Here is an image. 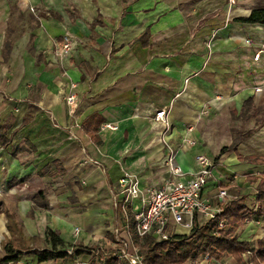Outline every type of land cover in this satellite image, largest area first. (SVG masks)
<instances>
[{
    "label": "crops",
    "instance_id": "crops-1",
    "mask_svg": "<svg viewBox=\"0 0 264 264\" xmlns=\"http://www.w3.org/2000/svg\"><path fill=\"white\" fill-rule=\"evenodd\" d=\"M15 1L0 0V124L8 137L0 144V258L10 244L24 252L18 264H120L105 257L117 228L131 239L124 225L132 215L116 204L119 178L131 172L145 188L170 176L165 126L154 119L162 108L176 163L192 171L197 155L214 160L204 195L227 188L226 202L244 197L252 214L238 238L257 247L264 163L250 158L264 156V25L236 18L264 0ZM66 33L73 50L63 56ZM94 115L98 129L87 124ZM252 116L246 129L232 126ZM233 130L243 137L236 146ZM49 229L81 253L38 261L29 252L51 247Z\"/></svg>",
    "mask_w": 264,
    "mask_h": 264
},
{
    "label": "built area",
    "instance_id": "built-area-1",
    "mask_svg": "<svg viewBox=\"0 0 264 264\" xmlns=\"http://www.w3.org/2000/svg\"><path fill=\"white\" fill-rule=\"evenodd\" d=\"M61 55L65 56L73 50L72 35L66 33L59 45ZM259 57V55H258ZM76 87V84H72ZM66 102L73 113L78 105V97L75 92L66 96ZM169 109L157 110L154 115L156 121L163 123L164 132L162 141L168 148L167 165L170 173L161 186L141 187L138 175L124 172L119 178L116 204L121 207L125 216L131 214L134 222L135 232L138 238L152 236L159 241L170 240L174 236L189 234L196 225L214 222L213 233L219 236V231L229 225L223 216L222 203L230 197L227 188H219L212 197L204 195V188L209 180L213 178L214 160L205 154L196 156L197 169L185 171L176 163L177 150L173 148L166 139L170 129L168 118ZM106 127L116 129L117 126L106 124ZM190 132L193 126L187 127ZM185 143L193 145L196 140L185 137ZM124 229H129L125 223ZM79 228H75V233ZM116 247L112 252H106L105 257L116 258L120 262L129 264H145L144 255L135 245L132 238L122 235V228L115 230ZM92 252L98 253L95 248ZM255 250H248L252 255ZM218 259L213 257L209 251L202 252L188 259L187 263L201 264L202 262L219 264ZM107 264V263H105Z\"/></svg>",
    "mask_w": 264,
    "mask_h": 264
},
{
    "label": "trees",
    "instance_id": "trees-1",
    "mask_svg": "<svg viewBox=\"0 0 264 264\" xmlns=\"http://www.w3.org/2000/svg\"><path fill=\"white\" fill-rule=\"evenodd\" d=\"M236 20L244 23L264 25V8L253 9L248 16L238 17ZM147 35L148 31L146 30L140 36L144 45L147 44ZM250 105L251 101L248 100L244 106V112L250 109ZM101 122V117L94 115L90 117L87 124H94V129H98L102 124ZM233 132L235 135L234 146H236L243 137L238 130H233ZM7 142L6 126L0 124V144H6ZM225 150H227V147H224L222 152ZM250 159L264 163V156L251 157ZM256 202L258 204L257 214L264 216V173L257 186ZM221 205L223 216L228 220L229 225L219 231V236L213 233L214 222H207L202 225H196L189 234L174 236L170 240L159 241L152 236L140 239L136 235L132 219L130 227L131 238L144 255V263L186 264L189 258L209 251L218 260H221L224 255L230 256L234 264H264V237L257 241V247H253L250 242L240 241L238 238L239 229L252 214L245 204V198H234ZM48 239L51 241L50 248L34 249L29 252L36 254L38 261L68 258L81 253V250L69 253L65 248L64 241L56 231L49 229ZM4 249L6 254L0 258V264H18L20 257L24 254L22 250H16L10 244L4 245ZM248 250H255V253L248 256ZM246 255L248 256L247 258ZM113 259L115 261L118 260L116 258ZM120 264L129 263L121 262Z\"/></svg>",
    "mask_w": 264,
    "mask_h": 264
},
{
    "label": "rangeland",
    "instance_id": "rangeland-1",
    "mask_svg": "<svg viewBox=\"0 0 264 264\" xmlns=\"http://www.w3.org/2000/svg\"><path fill=\"white\" fill-rule=\"evenodd\" d=\"M6 2H9L11 5L13 4V3H16V1L15 0H5ZM31 10H32V8H31ZM17 31V30H16ZM234 120V122L232 123V126L233 127H235V128H243V129H246L248 126L247 125H245L250 119L252 120V121H254V117L252 116V117H249V118H239V117H236V118H233ZM253 125V124H252ZM252 125H250V127L252 126ZM259 125V124H258ZM257 126V125H256ZM13 222H15V221H13V220H10V224H13ZM15 226H16V224H15ZM0 247H1V244H0ZM225 262H226V258L225 257H223V259H221V261H220V263L221 264H225ZM186 264H189V263H186ZM191 264V263H190ZM192 264H195V263H192Z\"/></svg>",
    "mask_w": 264,
    "mask_h": 264
}]
</instances>
